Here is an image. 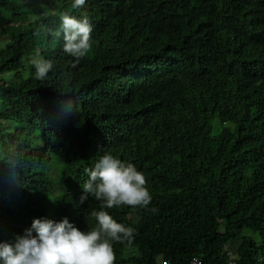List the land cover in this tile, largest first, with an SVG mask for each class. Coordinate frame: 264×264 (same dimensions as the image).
<instances>
[{
	"label": "trees",
	"instance_id": "16d2710c",
	"mask_svg": "<svg viewBox=\"0 0 264 264\" xmlns=\"http://www.w3.org/2000/svg\"><path fill=\"white\" fill-rule=\"evenodd\" d=\"M72 3L0 0V157L23 155L12 172L0 159V242L34 219L95 227L100 202L81 196L108 153L152 197L103 209L135 230L115 264H229L233 247L234 264H264V0ZM64 12L93 28L78 62L47 31Z\"/></svg>",
	"mask_w": 264,
	"mask_h": 264
},
{
	"label": "clouds",
	"instance_id": "9594fccd",
	"mask_svg": "<svg viewBox=\"0 0 264 264\" xmlns=\"http://www.w3.org/2000/svg\"><path fill=\"white\" fill-rule=\"evenodd\" d=\"M86 0H73L72 8H82ZM56 15L46 10L44 15ZM57 30L47 29L54 41L63 39V51L78 62L92 49V25L85 14L78 19L68 13H60ZM39 34V33H37ZM31 64L35 78L44 80L53 68L51 60L37 53ZM10 172L22 166V152L11 151L0 157ZM89 179L83 185L81 203L91 195L100 202L102 210H92L95 227L87 232L64 218L61 222L51 219H34L31 228L14 242H0V264H115L113 241L131 245L135 230L118 223L108 211L121 206L147 209L152 197L146 187L143 172L134 164L126 163L111 154L100 156L94 168L88 170ZM154 211V209H153ZM230 252V250H228ZM233 255V261H234ZM229 260V258H228ZM161 264H168L161 262ZM230 264V261H229Z\"/></svg>",
	"mask_w": 264,
	"mask_h": 264
},
{
	"label": "rangeland",
	"instance_id": "374dc122",
	"mask_svg": "<svg viewBox=\"0 0 264 264\" xmlns=\"http://www.w3.org/2000/svg\"><path fill=\"white\" fill-rule=\"evenodd\" d=\"M28 5H30V4L28 3ZM0 30H1V25H0ZM4 42H5V37L2 36V35H0V46H2V45L4 44ZM3 77H4V78H8V75H5V76H3ZM32 139H33L34 141H36V140H37V136L34 135V136L32 137ZM232 250H233V251H232ZM234 250H235L234 247L231 248V250H230V253H231L232 257H233V255H234V253H233ZM133 253H134V251H133V250H130V251H126L124 254H125V256H128V255H133ZM134 254H136V253H134ZM157 262H158V264H161V261H160L159 258H158Z\"/></svg>",
	"mask_w": 264,
	"mask_h": 264
},
{
	"label": "built area",
	"instance_id": "2783aa9c",
	"mask_svg": "<svg viewBox=\"0 0 264 264\" xmlns=\"http://www.w3.org/2000/svg\"><path fill=\"white\" fill-rule=\"evenodd\" d=\"M226 251H227V256L229 258L230 264H234L233 257L231 255V253L228 251V249H226ZM189 264H200V261L197 258H194L190 261Z\"/></svg>",
	"mask_w": 264,
	"mask_h": 264
}]
</instances>
